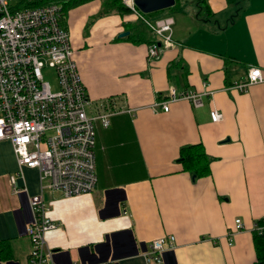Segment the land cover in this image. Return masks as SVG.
I'll list each match as a JSON object with an SVG mask.
<instances>
[{
	"label": "crops",
	"instance_id": "0c3cea01",
	"mask_svg": "<svg viewBox=\"0 0 264 264\" xmlns=\"http://www.w3.org/2000/svg\"><path fill=\"white\" fill-rule=\"evenodd\" d=\"M188 2L145 15L173 21V44L156 59L147 42L128 37L149 31L131 11L99 15L102 0L67 11L61 26L92 101L88 114L105 101L114 112L107 127L95 121V189L45 193L55 264H147L149 243L164 235L175 242L162 264L254 263L252 230L264 219V82L246 92L231 85L250 66L264 75V0H205L210 14ZM171 87L211 94L200 107L178 99L164 111L156 104ZM196 143L211 156V174L201 178L177 161L181 146ZM17 169L11 143L0 140V264H25L31 249L29 197L40 191L39 172L23 168L14 192Z\"/></svg>",
	"mask_w": 264,
	"mask_h": 264
},
{
	"label": "built area",
	"instance_id": "2783aa9c",
	"mask_svg": "<svg viewBox=\"0 0 264 264\" xmlns=\"http://www.w3.org/2000/svg\"><path fill=\"white\" fill-rule=\"evenodd\" d=\"M12 1L0 0V140L11 143L18 166L9 176L14 192L20 190L16 179L23 168L39 172L40 191L29 197L33 220L26 228L31 249L25 264H55L45 236L56 224L47 216L45 193L58 190L71 197L95 189V121L107 127L114 110L105 101L98 104L99 111L88 114L92 101L81 81L69 32L60 24V5L14 9ZM121 1L161 39L148 45V58L156 59L162 47L173 44L172 19L149 20L134 0ZM44 68L53 70L55 90L44 79ZM262 82L261 69L250 66L245 79L234 81L231 89L246 92L252 84ZM210 94L193 90L177 93L171 87L167 98L156 105L167 111L169 102L187 99L200 107L203 95ZM210 117L217 122L222 114L213 109ZM241 227L237 218L235 228ZM174 242L173 235L153 239L143 254L146 263L162 264L163 252Z\"/></svg>",
	"mask_w": 264,
	"mask_h": 264
},
{
	"label": "trees",
	"instance_id": "16d2710c",
	"mask_svg": "<svg viewBox=\"0 0 264 264\" xmlns=\"http://www.w3.org/2000/svg\"><path fill=\"white\" fill-rule=\"evenodd\" d=\"M86 1L89 0H17L13 8L36 7L48 3H57L60 5V24H62L69 9ZM179 1L180 0H175V4H178ZM197 3L199 9L203 10L206 14H210L209 7L205 0H197ZM174 5L169 8L168 14H171L178 9V7ZM112 11L130 13V10L121 3V0H102V9L99 15H105ZM143 14L146 15V13ZM146 28L149 30L148 38L138 31L135 33V36L130 34L128 37L134 39V42L145 41L149 45L156 42V35L147 26ZM135 37L137 38L136 40ZM138 37H140V39ZM177 161L182 165L183 170L193 175L194 178H201L211 174V156L207 154L201 143L181 146ZM252 237L256 257L253 264H264V219H260L256 222V226L254 230H252Z\"/></svg>",
	"mask_w": 264,
	"mask_h": 264
},
{
	"label": "water",
	"instance_id": "95a60500",
	"mask_svg": "<svg viewBox=\"0 0 264 264\" xmlns=\"http://www.w3.org/2000/svg\"><path fill=\"white\" fill-rule=\"evenodd\" d=\"M136 7L143 13L166 9L175 4V0H134ZM129 31H124L119 34L120 37L126 36ZM192 178L194 176L192 175Z\"/></svg>",
	"mask_w": 264,
	"mask_h": 264
},
{
	"label": "rangeland",
	"instance_id": "374dc122",
	"mask_svg": "<svg viewBox=\"0 0 264 264\" xmlns=\"http://www.w3.org/2000/svg\"><path fill=\"white\" fill-rule=\"evenodd\" d=\"M188 1L189 0H185V2H187L186 5H190V2H188ZM243 1L244 0H241V2H243ZM15 2L16 1L14 0V1L11 2V4H13ZM121 3H122V1H121ZM161 11H163V9L147 13L146 15H147V17L151 18L152 16H154L156 14H159ZM203 13H204V11L201 12V14H203ZM43 76H44V79L47 80L50 83L52 90H55L56 86H57V83H56V78H55L53 70L50 69V68H44L43 69Z\"/></svg>",
	"mask_w": 264,
	"mask_h": 264
}]
</instances>
